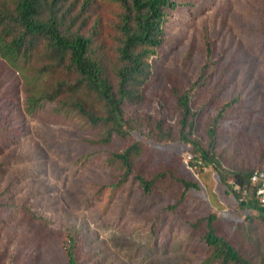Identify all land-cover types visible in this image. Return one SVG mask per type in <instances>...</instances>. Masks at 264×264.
I'll list each match as a JSON object with an SVG mask.
<instances>
[{
    "label": "rangeland",
    "instance_id": "obj_1",
    "mask_svg": "<svg viewBox=\"0 0 264 264\" xmlns=\"http://www.w3.org/2000/svg\"><path fill=\"white\" fill-rule=\"evenodd\" d=\"M184 1L164 25L166 45L152 59L137 108L152 115L163 108L168 123L178 126L174 90L199 77L207 36L215 71L194 100L200 114L191 137L215 162L197 160L203 168L197 173L187 165L196 155L190 145L146 148L137 169H176V178L167 175L150 196L132 180L116 185L121 171L109 159L127 140L100 144V128L75 112L58 114L54 105L29 114L20 76L0 58V122L8 126L0 132V264H66L69 232L77 233L80 264H219L202 241L213 213L218 235L253 264H264V221L240 216L217 172L264 170V0ZM117 13L112 0H94L88 13L87 30L99 22L110 47ZM179 178L200 189L185 192Z\"/></svg>",
    "mask_w": 264,
    "mask_h": 264
},
{
    "label": "trees",
    "instance_id": "obj_2",
    "mask_svg": "<svg viewBox=\"0 0 264 264\" xmlns=\"http://www.w3.org/2000/svg\"><path fill=\"white\" fill-rule=\"evenodd\" d=\"M112 1L118 13L111 25L113 46L110 47L101 37L99 22L94 31L87 30L91 17L88 13L94 0H0V58L20 76L25 110L29 114L54 105L58 114L75 112L94 128H100V144L109 145L117 137L127 140L109 159L121 171L116 185L132 180L139 184L144 195L150 196L167 175L176 178V169L167 165L149 173L137 169V160L146 148L158 150L178 141L190 145L196 155L187 165L197 173L203 170L197 160L206 166L215 162L210 150L203 149L191 137L200 114L193 107L194 100L213 77L214 50L206 36L205 62L199 77L182 91L174 90L179 113L177 127L168 123L163 108L154 115L140 114L137 107L152 74V59L166 45L164 25L172 13L180 12L188 3L184 0ZM3 82L0 79V85ZM234 102L223 105L215 117L214 127L225 118L226 110ZM5 122H0V132L8 130ZM256 171L264 170L236 169L224 173L217 169L221 183L243 210L240 216L259 217L264 221V208L251 182ZM178 180L185 192L190 188L200 189L194 180ZM244 192L247 195L242 197ZM217 217L213 213L206 218L202 239L210 250V260L219 264H253L218 235L214 225ZM63 251L66 264H80L76 232L67 233Z\"/></svg>",
    "mask_w": 264,
    "mask_h": 264
},
{
    "label": "built area",
    "instance_id": "obj_3",
    "mask_svg": "<svg viewBox=\"0 0 264 264\" xmlns=\"http://www.w3.org/2000/svg\"><path fill=\"white\" fill-rule=\"evenodd\" d=\"M252 184L256 187V196L264 208V171H256L251 177Z\"/></svg>",
    "mask_w": 264,
    "mask_h": 264
}]
</instances>
